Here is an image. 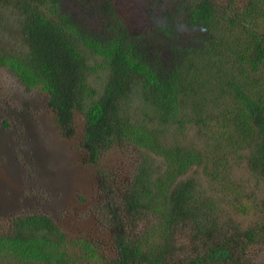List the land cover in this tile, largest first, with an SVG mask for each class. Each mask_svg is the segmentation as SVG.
Masks as SVG:
<instances>
[{"label": "trees", "instance_id": "1", "mask_svg": "<svg viewBox=\"0 0 264 264\" xmlns=\"http://www.w3.org/2000/svg\"><path fill=\"white\" fill-rule=\"evenodd\" d=\"M0 22V67L45 93L62 137L79 114L109 231L104 243L14 214L0 220V264H234L263 243L264 0H0ZM116 149L141 155L119 179ZM239 153L263 186L250 225L219 221L233 186L221 166Z\"/></svg>", "mask_w": 264, "mask_h": 264}, {"label": "rangeland", "instance_id": "2", "mask_svg": "<svg viewBox=\"0 0 264 264\" xmlns=\"http://www.w3.org/2000/svg\"><path fill=\"white\" fill-rule=\"evenodd\" d=\"M2 28L0 22L1 44ZM75 119L74 137H62L52 120L45 93L37 89L26 91L13 73L0 67V220L24 212H41L71 235L101 237L104 243H109V231L103 230L99 215L105 206V196L99 190V174L85 159L80 145L79 114H75ZM194 134L206 137L196 130L189 131L188 135L194 138ZM204 142L200 140V144ZM146 153L147 159L153 162L152 167L159 169L161 157ZM110 155L106 156L108 165L118 179L130 173L141 157L132 149L126 152L116 149ZM221 168L227 172L233 186L223 190L232 194L231 199L219 198V221L232 219L250 225L255 221L256 204L263 186L249 174L242 153L231 156L228 164ZM189 175L200 180L202 190L208 189L214 181L202 167L192 168ZM236 200L244 202L243 208L234 206ZM142 225L137 222V227ZM244 252L243 260L234 264H264V241L251 244Z\"/></svg>", "mask_w": 264, "mask_h": 264}]
</instances>
